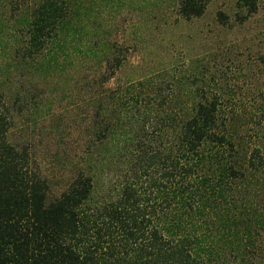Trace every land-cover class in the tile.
Instances as JSON below:
<instances>
[{"label":"trees","instance_id":"1","mask_svg":"<svg viewBox=\"0 0 264 264\" xmlns=\"http://www.w3.org/2000/svg\"><path fill=\"white\" fill-rule=\"evenodd\" d=\"M174 1L187 21L201 18L210 3ZM81 4L42 0L27 20L31 46L54 39L52 31L73 20ZM257 5L237 0L238 20L249 19ZM217 17L226 20L221 12ZM113 62L112 74L120 60ZM143 85L108 96L121 105L116 119L95 90L81 132L86 152L78 161H58L69 175L54 197L55 173L43 175L32 140L15 136L12 110L0 95V264H264L260 150L249 154L247 170L238 166V144L219 121L220 96L197 90V101L183 109L177 99L155 102ZM116 164L127 168L120 188L93 202V170ZM247 171L259 178V198L239 189Z\"/></svg>","mask_w":264,"mask_h":264},{"label":"rangeland","instance_id":"2","mask_svg":"<svg viewBox=\"0 0 264 264\" xmlns=\"http://www.w3.org/2000/svg\"><path fill=\"white\" fill-rule=\"evenodd\" d=\"M41 1L0 0V95L12 110L15 136L31 139L43 175L55 173L61 182L54 181L52 197L68 181L59 162L86 152L88 100L98 91L116 119L121 105L108 96L139 81L155 102L177 99L183 109L199 92L220 96L219 121L239 146L238 166L247 170L254 149L264 157V0L245 22L236 16L237 0H210L204 15L189 21L174 0H82L73 20L34 49L27 20ZM114 58L120 65L112 74ZM126 169L98 165L93 202L113 197L111 186L120 188ZM250 173L239 189L259 198L261 183Z\"/></svg>","mask_w":264,"mask_h":264}]
</instances>
